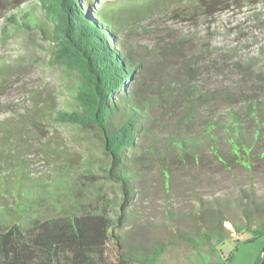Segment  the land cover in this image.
<instances>
[{"label": "trees", "instance_id": "obj_1", "mask_svg": "<svg viewBox=\"0 0 264 264\" xmlns=\"http://www.w3.org/2000/svg\"><path fill=\"white\" fill-rule=\"evenodd\" d=\"M36 1L40 16L38 6L28 4L31 0H0L18 10L6 19L10 26L3 28L4 36L13 31L10 27L18 32L39 30L57 44L51 51L53 61L79 74L81 81L72 93L71 109L41 104L33 94L27 117L34 124L50 120L97 130L108 158L106 178L119 185L121 198L108 201L109 211L75 201L71 213L37 216L36 212L28 226L17 221L5 226L6 215L24 214L26 206H37L41 197V187L35 195L29 187L42 182L27 161H19L0 172V264H156L167 250L166 243L156 242L155 249L149 248L145 238L129 244L116 232L129 217L132 203L151 182H162L165 191L174 188L185 196V186L200 181L212 184L215 174L234 169L253 174L264 169L260 158L264 155V102L247 99L244 91L198 85L193 80L198 73L193 63L182 65L173 75L153 66L152 58L164 54L167 47L137 45L133 36L138 30L133 24L182 0ZM206 2L224 10L231 0ZM44 14L56 23L52 38L44 27ZM15 71V66L0 60V80ZM261 89L264 93L263 83ZM24 138L28 137L19 128L0 121V162L5 167L12 153L22 154L16 142ZM180 179L190 183L174 186L173 181ZM51 185L58 190L56 183ZM209 195L193 189L186 207L169 210L175 224L173 238L192 245H216L244 229L252 230L254 239L264 235V202L255 183L249 189L238 186L227 198ZM111 240L117 247L115 258L109 250ZM138 250L145 256L139 258Z\"/></svg>", "mask_w": 264, "mask_h": 264}, {"label": "rangeland", "instance_id": "obj_2", "mask_svg": "<svg viewBox=\"0 0 264 264\" xmlns=\"http://www.w3.org/2000/svg\"><path fill=\"white\" fill-rule=\"evenodd\" d=\"M28 4L38 6L37 16L42 14L36 0ZM219 6L206 0L173 2L153 17L137 19L133 25L138 31L133 38H137V45L148 49H158L159 45L167 47L164 54L157 53L152 58L153 66L162 68L167 75H173L182 65L193 63L198 70L193 80L198 85L207 84L212 89L224 87L237 93L244 91L247 99L258 98L264 102L261 89L264 84V0H231L224 5V10ZM15 13H18L16 5L0 4V60L16 67L15 74L0 80V121L11 123L28 138L16 142L22 154L12 153L6 167L0 162V172L25 160L35 178L42 182L30 186V194H38V187L42 192L37 206L30 208L29 203L24 214L6 215L2 223L10 227L17 221L21 226H28L36 212L37 216L73 212L71 205L75 201L97 211H109L111 203L108 201H118L121 190L117 183L106 178L108 158L100 133L95 129L58 125L50 120L34 124L27 117L33 94H37L41 104L71 109L75 103L72 93L81 78L53 61L51 51L57 44L39 30L18 32L10 27L13 31L5 37L2 30L10 26L6 19ZM45 16L44 27L52 38L56 23ZM45 142L50 145L45 146ZM260 158L264 159V155ZM214 177L216 181L212 184L200 181L193 186H185L190 181H173L174 186L186 187L185 196L174 188L165 191L162 182L149 183L143 195L132 203L124 226L116 232L124 235L129 244L132 240L142 243L143 238L149 242V248H157L156 242L166 243L167 250L156 264H261L264 235L258 234L254 239L249 229L216 245H192L173 238L175 224L171 222L169 210L186 207V202L192 201L193 189L199 194H211L209 198L217 195L227 198L238 186L249 189L253 182L264 202V169L255 170L253 174L234 169ZM51 181L58 190L51 189ZM11 207L15 208V202H11ZM227 226L234 229L230 224ZM116 249L111 240L109 250L113 258ZM139 251L136 255L144 257Z\"/></svg>", "mask_w": 264, "mask_h": 264}, {"label": "crops", "instance_id": "obj_3", "mask_svg": "<svg viewBox=\"0 0 264 264\" xmlns=\"http://www.w3.org/2000/svg\"><path fill=\"white\" fill-rule=\"evenodd\" d=\"M235 235H236V233H235V232H233L231 236H235ZM215 264H216V263H215Z\"/></svg>", "mask_w": 264, "mask_h": 264}]
</instances>
